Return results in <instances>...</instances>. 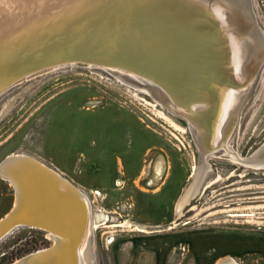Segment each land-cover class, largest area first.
I'll return each mask as SVG.
<instances>
[{
    "label": "rangeland",
    "instance_id": "obj_1",
    "mask_svg": "<svg viewBox=\"0 0 264 264\" xmlns=\"http://www.w3.org/2000/svg\"><path fill=\"white\" fill-rule=\"evenodd\" d=\"M248 2L264 35V0ZM242 94L228 144L248 157L264 144V61ZM192 138L184 118L101 68L61 66L0 93V162L37 158L83 193L92 218L102 212L108 226L126 221L151 231L94 229L91 264H197L202 252L191 246L212 245L218 235L258 246L232 258L238 264H264V169L242 167L223 151L207 155L196 195L176 215L200 159ZM140 166L148 176L131 177ZM14 200L0 177V220ZM50 247L44 231L15 228L0 240V264Z\"/></svg>",
    "mask_w": 264,
    "mask_h": 264
},
{
    "label": "bare ground",
    "instance_id": "obj_2",
    "mask_svg": "<svg viewBox=\"0 0 264 264\" xmlns=\"http://www.w3.org/2000/svg\"><path fill=\"white\" fill-rule=\"evenodd\" d=\"M197 1L0 0L1 79L9 87L20 70L46 60L80 59L87 64L69 65L86 67L104 62L110 68H96L184 118L200 152L223 151L236 163L250 159L253 169H261L264 144L253 158V153L240 156L228 141L237 124L242 86L253 81L264 61V35L254 24L248 0ZM5 159L0 177L14 190L15 200L0 220L1 233L28 227L44 231L52 241V247L13 264H91L94 229L151 232L126 221L108 226L110 218L102 212L92 218L83 193L41 160L23 154ZM208 167L200 158L192 169L176 215L196 195ZM138 172L140 178L148 176V166L129 174ZM156 175L161 176L160 167ZM216 264L238 263L226 257Z\"/></svg>",
    "mask_w": 264,
    "mask_h": 264
},
{
    "label": "water",
    "instance_id": "obj_3",
    "mask_svg": "<svg viewBox=\"0 0 264 264\" xmlns=\"http://www.w3.org/2000/svg\"><path fill=\"white\" fill-rule=\"evenodd\" d=\"M192 1H196V2H198L197 0H192ZM63 60V61H62ZM68 59H57V60H54V61H52L51 63H48V60H46V61H44L43 63H40V64H38V66L36 67V68H32V67H26L24 70L22 69V70H20V72H18V74L19 75H21V76H19L14 82H12L11 84H9V85H7V86H12V85H15L16 83H18V82H20V81H22V80H25V79H28V78H30V77H32V76H34V75H37V74H39V73H42L43 71L45 72V70H47V69H51V68H54V67H60V66H64V65H69V64H84V63H86L87 64V62H82V60H74V61H67ZM91 65H93V66H95V67H106V68H110L109 66H107V64H105L104 62H102V63H96V62H93V63H90ZM263 63L261 62L260 63V65H258L257 66V71H256V74H257V72H258V70L260 69V67H261V65H262ZM111 68H116V69H121V68H117V67H111ZM17 74V73H16ZM256 76V75H255ZM2 76H0V91H3L5 88H8V87H5L6 86V84H7V82H5V80L3 81L2 79ZM249 85V83H247V85H244V86H242V89H245L247 86ZM167 86V85H166ZM259 152H261V151H256V152H254L253 154H252V156L251 157H256V155L257 154H259ZM199 153H200V158H202V160H205L206 159V156L207 155H209V153L208 152H206V153H204V152H200L199 151ZM208 153V154H207ZM18 157H21L20 155H18L17 157L16 156H14V159H11V161L12 160H17V159H19ZM24 157V156H23ZM250 157V156H249ZM25 158V157H24ZM9 159V158H8ZM8 159H5L4 161H2L1 163H0V167H1V165L2 164H4L5 162H7V160ZM249 160V161H248ZM32 161H34V160H32ZM238 163H239V165L240 166H242V167H247V168H250V169H253V165H252V160H250V159H247V161H242L241 159H238ZM259 167H261V169H264V161H261V163H260V166ZM261 169H259V170H261ZM59 183H61L60 181H59ZM17 208L18 207H16V209L14 210V212L10 215V217L9 218H11V216L14 214V213H16L17 212ZM8 218V219H9ZM7 219V220H8ZM6 222V221H5ZM13 228H15V226H12L11 228H9L7 231H5L4 233H1V231H0V240L2 239V238H4L6 235H7V233H9ZM46 255H49L48 253H43L41 256H46Z\"/></svg>",
    "mask_w": 264,
    "mask_h": 264
},
{
    "label": "crops",
    "instance_id": "obj_4",
    "mask_svg": "<svg viewBox=\"0 0 264 264\" xmlns=\"http://www.w3.org/2000/svg\"><path fill=\"white\" fill-rule=\"evenodd\" d=\"M191 247L202 252V255H198L197 264H216L226 257H231L238 261L245 256H251L256 253L254 248L258 246L245 243L238 245L230 235H218V240L212 245L199 243ZM261 247H264V245ZM207 248L210 250H206L207 252L205 253L203 250Z\"/></svg>",
    "mask_w": 264,
    "mask_h": 264
},
{
    "label": "flooded vegetation",
    "instance_id": "obj_5",
    "mask_svg": "<svg viewBox=\"0 0 264 264\" xmlns=\"http://www.w3.org/2000/svg\"><path fill=\"white\" fill-rule=\"evenodd\" d=\"M250 8H251V6H250ZM250 12H251V14H252V11H251V9H250ZM253 16V15H252Z\"/></svg>",
    "mask_w": 264,
    "mask_h": 264
}]
</instances>
